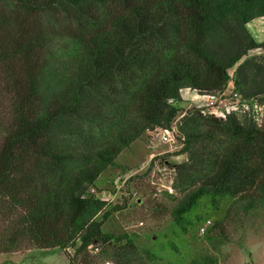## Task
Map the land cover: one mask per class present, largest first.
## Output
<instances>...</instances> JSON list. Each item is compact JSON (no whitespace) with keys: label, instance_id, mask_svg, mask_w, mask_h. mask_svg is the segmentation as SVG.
Segmentation results:
<instances>
[{"label":"trees","instance_id":"obj_1","mask_svg":"<svg viewBox=\"0 0 264 264\" xmlns=\"http://www.w3.org/2000/svg\"><path fill=\"white\" fill-rule=\"evenodd\" d=\"M60 13L74 29L52 21ZM263 17L264 0H0V253L59 248L68 264H96L99 245L109 254L102 221L120 208L89 189L148 128L171 127L180 91L217 95L235 67L236 91L264 96V67L245 58L264 48L247 30ZM189 114L181 153L195 166L175 215L205 196L264 203V121ZM131 242L113 248L114 264H142Z\"/></svg>","mask_w":264,"mask_h":264},{"label":"rangeland","instance_id":"obj_2","mask_svg":"<svg viewBox=\"0 0 264 264\" xmlns=\"http://www.w3.org/2000/svg\"><path fill=\"white\" fill-rule=\"evenodd\" d=\"M52 21L61 29L75 28L63 13ZM247 30L255 41L264 43V17L250 22ZM248 57L264 67V48L250 51ZM257 101L264 105V96ZM170 103L181 109L168 128L172 130V141L152 138L155 129L164 128H148L140 139L123 149L115 165L105 169L89 189V194L108 203L106 211L120 208L102 221V231L113 237L106 250L110 253H104V246L99 245L97 252L88 253L89 257H94L96 264H114L113 248L121 249L130 240L134 248L129 259L142 264H189L203 257L213 258L215 264H264L263 202L246 209L248 198L205 196L190 211L175 215L192 186L182 174L183 169L195 166L187 154L181 153L179 127L195 104L190 94H182L180 101ZM7 107L8 96L1 93L0 115ZM97 220H102V214ZM0 264H68V260L59 248L24 246L17 252L0 253Z\"/></svg>","mask_w":264,"mask_h":264},{"label":"built area","instance_id":"obj_3","mask_svg":"<svg viewBox=\"0 0 264 264\" xmlns=\"http://www.w3.org/2000/svg\"><path fill=\"white\" fill-rule=\"evenodd\" d=\"M228 82L219 94L201 95L191 89L180 91L182 94H190L191 101L203 115H211L218 119H226L228 116H235L238 119L248 120L257 127H261L264 121V105L257 99H244L235 89L234 71H228ZM152 138L161 142L172 141V130L155 129ZM209 224V222H208ZM205 227L201 230L204 231ZM97 248L92 251L97 252Z\"/></svg>","mask_w":264,"mask_h":264}]
</instances>
